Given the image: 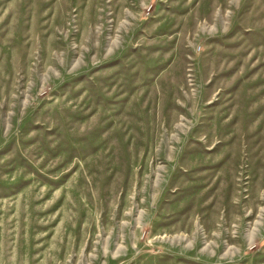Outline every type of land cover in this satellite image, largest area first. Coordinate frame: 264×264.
Here are the masks:
<instances>
[{
	"label": "rangeland",
	"instance_id": "1",
	"mask_svg": "<svg viewBox=\"0 0 264 264\" xmlns=\"http://www.w3.org/2000/svg\"><path fill=\"white\" fill-rule=\"evenodd\" d=\"M0 264H264V0H0Z\"/></svg>",
	"mask_w": 264,
	"mask_h": 264
}]
</instances>
